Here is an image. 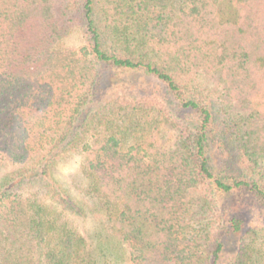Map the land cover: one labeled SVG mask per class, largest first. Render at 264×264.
<instances>
[{
    "label": "trees",
    "instance_id": "16d2710c",
    "mask_svg": "<svg viewBox=\"0 0 264 264\" xmlns=\"http://www.w3.org/2000/svg\"><path fill=\"white\" fill-rule=\"evenodd\" d=\"M3 166L0 264H264V0H0Z\"/></svg>",
    "mask_w": 264,
    "mask_h": 264
},
{
    "label": "rangeland",
    "instance_id": "374dc122",
    "mask_svg": "<svg viewBox=\"0 0 264 264\" xmlns=\"http://www.w3.org/2000/svg\"><path fill=\"white\" fill-rule=\"evenodd\" d=\"M84 45L82 35L78 32L74 33L62 42V46L74 49H80ZM128 79H131L134 83L144 82V77L140 75H135L134 77L128 76ZM80 163V156H76L72 160L58 165L55 171L56 181L64 185L75 197L78 198L80 197L79 188L82 183V179L78 175ZM14 170V166L0 167V180L4 175ZM214 202L217 203L209 212H237L238 215L246 216L245 218L247 219L249 218L252 225H255L258 221L260 223L264 222V218L258 214L257 208L252 207L251 200H247V198L239 197L237 200L236 198L231 197L224 200H215ZM252 214L256 216L254 217ZM74 224L83 234H91L94 229L92 220H76ZM238 245L239 243L235 236L227 238L225 240L224 250L217 264H233L237 256Z\"/></svg>",
    "mask_w": 264,
    "mask_h": 264
}]
</instances>
